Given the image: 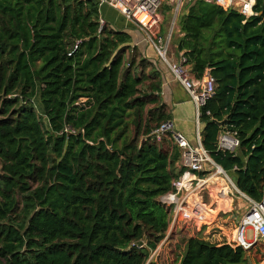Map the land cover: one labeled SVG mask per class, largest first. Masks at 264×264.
Here are the masks:
<instances>
[{
  "label": "trees",
  "instance_id": "trees-1",
  "mask_svg": "<svg viewBox=\"0 0 264 264\" xmlns=\"http://www.w3.org/2000/svg\"><path fill=\"white\" fill-rule=\"evenodd\" d=\"M186 10V12H184ZM256 17L191 0L176 51L215 79L200 109L201 144L255 202L264 187V0ZM164 21L171 8L162 10ZM94 0H0V264H156L172 223L159 198L184 171L170 135L159 72L131 36L99 29ZM165 33V29L161 30ZM212 120L223 122L221 127ZM70 127L75 134H64ZM235 133V152L217 151ZM177 264H259L249 250L200 236Z\"/></svg>",
  "mask_w": 264,
  "mask_h": 264
},
{
  "label": "built area",
  "instance_id": "built-area-1",
  "mask_svg": "<svg viewBox=\"0 0 264 264\" xmlns=\"http://www.w3.org/2000/svg\"><path fill=\"white\" fill-rule=\"evenodd\" d=\"M98 9L106 6L118 14L124 20L139 29L145 35L146 42L155 50L157 55L167 64L174 80L178 82L189 94L192 103L196 108L197 119H200V109L212 98L215 90V79L208 70H205L200 79L192 76L186 59L181 55L179 62L169 63L166 59L173 36V30L177 17L181 12L182 3L187 5L191 0H94ZM224 10L235 11L246 19L256 17L254 11L255 0H204ZM164 7L171 8V20L169 29L162 34L158 29L152 32L161 20ZM106 25V22L99 17V29ZM64 134H75L70 127L63 129ZM157 139L168 134L174 144L180 150L179 166L184 169L182 174L172 182L173 191L159 198V202L172 208V223L174 226L178 221H185L194 226L202 224L207 219L209 207L203 200V195L221 198L223 186L219 184L209 186L211 179L222 178L230 190L241 195L248 202V209L240 218L235 234L232 238V246L249 250L257 242H264V187L263 197L260 202H255L241 193L235 186L228 173L218 166L210 157L200 140L197 130V147H191L182 134L175 131L171 120L162 123L151 133ZM239 146L235 133L224 131L218 137L217 151L233 153ZM221 169V171H219ZM219 186V188H217ZM222 199V198H221ZM251 230V239H245V230ZM264 264V261L263 263Z\"/></svg>",
  "mask_w": 264,
  "mask_h": 264
},
{
  "label": "rangeland",
  "instance_id": "rangeland-1",
  "mask_svg": "<svg viewBox=\"0 0 264 264\" xmlns=\"http://www.w3.org/2000/svg\"><path fill=\"white\" fill-rule=\"evenodd\" d=\"M185 2L187 1L185 0ZM184 4L185 3H182V6L185 7L186 5ZM184 7H182L181 12L183 11ZM178 17L176 19V23L173 30V36L170 44L172 47L179 33L177 32L179 30V27L177 25ZM122 20L123 19L118 18L119 22H117L110 16V21L108 22L116 23V25H118L119 27H124L122 25ZM170 20L164 21L162 15L161 20L158 23L159 28L155 26L152 29V32H156L158 31V29H165L166 32L170 27ZM125 29V32L128 34L129 28ZM228 175L229 177H231L230 174ZM217 188H219V186ZM223 190L224 191L221 193L224 194L226 190L227 194L230 189H226L225 186H223ZM231 191L232 193H229L228 197L225 200L215 197L212 198L205 194L203 195V200L206 203L207 207L211 208L213 212L217 211L216 214L212 215V218L209 219V222H206V225H202L205 226V228L200 233V236L204 237L212 243H219L223 241L231 243L240 218L248 209V202L243 197H241V195L235 193L233 190ZM189 228L190 227L186 228L177 226L176 224L174 226L170 225L169 230L167 231L164 239L157 246L156 250L151 253L150 259L156 262V264H177L184 250L183 240L185 238L191 237L195 231L201 230V227L198 228L199 230H190ZM245 239H251V230L249 228H246L245 230ZM258 243L264 244V242H257L256 244ZM263 261L264 260H262L259 264H262ZM249 264L255 263L250 259Z\"/></svg>",
  "mask_w": 264,
  "mask_h": 264
},
{
  "label": "crops",
  "instance_id": "crops-1",
  "mask_svg": "<svg viewBox=\"0 0 264 264\" xmlns=\"http://www.w3.org/2000/svg\"><path fill=\"white\" fill-rule=\"evenodd\" d=\"M184 12H186V10ZM99 16L106 22V25H110L115 30L125 32V28H129L128 34L131 36V45L136 46L139 51L151 63H153L155 69L160 74V97L162 103L166 106L167 111L170 114V120L174 125L175 131L182 134L191 147H197L198 141L196 133L198 130L201 140V131L203 128V123L200 119H197L196 108L192 103L189 94L178 82L174 80L167 64L146 42L144 33L133 25L127 23L124 18L116 11L106 6H102L99 9ZM110 16L117 22H119L118 18L123 19L122 25L124 27H119L118 25H116V23L108 22L110 21ZM177 32H179V30ZM181 36L182 34L178 33L176 39L180 38ZM176 39L174 41L173 47L170 45L169 51L167 53L166 59L169 63H177L179 62V59L181 57V53L176 51ZM211 180L212 182H209V184H215L219 182L216 178H213Z\"/></svg>",
  "mask_w": 264,
  "mask_h": 264
},
{
  "label": "bare ground",
  "instance_id": "bare-ground-1",
  "mask_svg": "<svg viewBox=\"0 0 264 264\" xmlns=\"http://www.w3.org/2000/svg\"><path fill=\"white\" fill-rule=\"evenodd\" d=\"M219 171H221V169H219ZM216 179H218L219 182H217L215 184H209V186H214V185L219 184V186H225L226 189H230L229 186L226 183L224 184V181L222 180V178L216 177ZM210 182H212V180ZM220 196H221L222 199L225 200L227 198L226 197V190H225V193L224 194L221 193Z\"/></svg>",
  "mask_w": 264,
  "mask_h": 264
},
{
  "label": "water",
  "instance_id": "water-1",
  "mask_svg": "<svg viewBox=\"0 0 264 264\" xmlns=\"http://www.w3.org/2000/svg\"><path fill=\"white\" fill-rule=\"evenodd\" d=\"M217 126L221 127L223 125V122H217L215 120H212Z\"/></svg>",
  "mask_w": 264,
  "mask_h": 264
}]
</instances>
